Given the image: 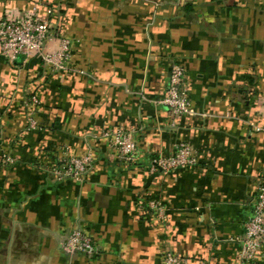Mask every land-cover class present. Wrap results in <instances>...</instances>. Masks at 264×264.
Wrapping results in <instances>:
<instances>
[{"label":"crops","instance_id":"obj_1","mask_svg":"<svg viewBox=\"0 0 264 264\" xmlns=\"http://www.w3.org/2000/svg\"><path fill=\"white\" fill-rule=\"evenodd\" d=\"M36 5L57 11L71 70L0 55V264H163L167 249L191 264H241L264 178V0H0V19ZM173 59L194 110L175 128L158 103ZM33 95L39 128L28 130ZM119 127L136 130L131 164L102 136ZM180 142L198 164L151 172V159ZM87 152L95 163L83 180L40 168ZM141 199L161 200L165 218ZM74 227L100 255L63 252Z\"/></svg>","mask_w":264,"mask_h":264},{"label":"built area","instance_id":"obj_2","mask_svg":"<svg viewBox=\"0 0 264 264\" xmlns=\"http://www.w3.org/2000/svg\"><path fill=\"white\" fill-rule=\"evenodd\" d=\"M40 5L32 11L13 14L8 12L0 19V55L13 65L21 59L25 61L37 57L45 67L53 73L71 70L73 41L67 37L59 24L57 11L51 7L44 15L39 13ZM56 42V45L53 43ZM186 69L178 60L170 63V78L166 94L158 103L167 107L171 113V126L176 127L177 121L193 115L194 110L189 97ZM40 104L37 96L28 100V130H36L35 107ZM135 129L104 130L102 136L108 140L110 148L117 157L126 164L135 161L138 155V144L135 139ZM8 162H13L8 158ZM94 156L87 152L81 156H71L63 153L57 164L41 166L40 168L60 180H83L94 168ZM198 164L197 152L187 142L175 146L172 154H159L150 161L149 169L154 173L169 174ZM139 208L148 215L163 220L166 216V205L159 199H141ZM241 264H264V178L257 186V195L251 216L244 224V233L239 239ZM63 252L69 255L84 254L87 256L100 255V249L93 237L82 228L74 227L61 244ZM163 264H191L184 256L172 249L165 250Z\"/></svg>","mask_w":264,"mask_h":264}]
</instances>
